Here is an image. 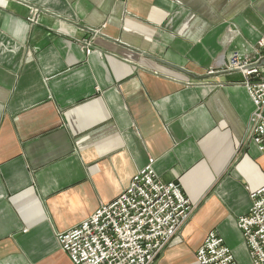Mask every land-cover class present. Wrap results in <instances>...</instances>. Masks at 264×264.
I'll return each mask as SVG.
<instances>
[{"label": "crops", "instance_id": "1", "mask_svg": "<svg viewBox=\"0 0 264 264\" xmlns=\"http://www.w3.org/2000/svg\"><path fill=\"white\" fill-rule=\"evenodd\" d=\"M261 38L264 0H0V264H72L56 235L149 160L192 206L155 264H193L211 231L248 263L264 152L226 67Z\"/></svg>", "mask_w": 264, "mask_h": 264}, {"label": "built area", "instance_id": "2", "mask_svg": "<svg viewBox=\"0 0 264 264\" xmlns=\"http://www.w3.org/2000/svg\"><path fill=\"white\" fill-rule=\"evenodd\" d=\"M89 53V49L86 51ZM257 58L233 52L226 67L243 76L253 104L249 134L264 152V39L255 45ZM153 161L138 171L128 187L89 218L58 233L56 239L72 264H155L157 257L177 238L192 212L178 184L160 181ZM251 206L236 221L249 264H264V187L249 195ZM193 264H238L223 239L209 232L195 253Z\"/></svg>", "mask_w": 264, "mask_h": 264}, {"label": "rangeland", "instance_id": "3", "mask_svg": "<svg viewBox=\"0 0 264 264\" xmlns=\"http://www.w3.org/2000/svg\"><path fill=\"white\" fill-rule=\"evenodd\" d=\"M178 237V236H177ZM177 239V238H176ZM176 239L168 246V247H170L173 243H175L176 242ZM244 264H249V262L247 263H244Z\"/></svg>", "mask_w": 264, "mask_h": 264}]
</instances>
